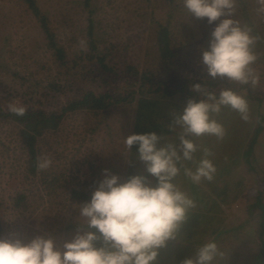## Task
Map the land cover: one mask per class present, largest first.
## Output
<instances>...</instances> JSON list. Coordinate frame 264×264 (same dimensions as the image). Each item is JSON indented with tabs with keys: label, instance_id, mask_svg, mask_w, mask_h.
<instances>
[{
	"label": "rangeland",
	"instance_id": "1",
	"mask_svg": "<svg viewBox=\"0 0 264 264\" xmlns=\"http://www.w3.org/2000/svg\"><path fill=\"white\" fill-rule=\"evenodd\" d=\"M37 2L65 50L68 64L60 66L41 23L22 0H0V104L5 111L12 103L26 109L56 111L69 97L89 89L135 95L133 101L108 110L67 113L58 129L37 138L34 163L23 125L0 118V238L30 240L35 235L50 234L60 247L79 229L88 230L79 219L78 207L88 200L75 198L73 191L91 196L106 169L121 182L129 179L132 147H127L125 137L134 131L139 100L167 102L170 106L163 113L170 119L189 98H203L200 93L194 95L195 84L205 83L202 88L206 90L211 82L217 95L223 88L244 95L250 118L242 120L229 107L214 114L226 135L223 139L207 134L191 137L197 151L192 161L183 164L194 167L208 149L217 165L212 180L215 185L231 181L237 186L242 182L239 199L224 210V225L208 238L215 239L224 252L219 264H264V14L258 13L257 0H236V17L260 37L254 46L257 60L253 67L260 74L255 86L208 75L201 53L219 20L209 24L207 18L191 16L182 0ZM163 28L170 33L172 51L166 58L159 50ZM103 56L111 72L104 73L98 62ZM132 68L151 81L135 77ZM52 82L59 88H52ZM172 128L177 133L174 143L178 144L181 129ZM44 155L52 159V165L38 170L37 160ZM187 181L193 183L189 178ZM207 182L195 183L203 188L196 195L189 193L197 210L198 206L209 208Z\"/></svg>",
	"mask_w": 264,
	"mask_h": 264
},
{
	"label": "clouds",
	"instance_id": "2",
	"mask_svg": "<svg viewBox=\"0 0 264 264\" xmlns=\"http://www.w3.org/2000/svg\"><path fill=\"white\" fill-rule=\"evenodd\" d=\"M182 2L191 16L207 18L209 24L219 20L201 53L208 75L257 85L260 74L253 67L257 60L254 46L260 37L236 17V0ZM257 2L258 13L264 14V0ZM194 89L203 98H189L171 125L181 129L178 144L162 143L161 135L155 131L125 137L128 148L138 145L139 159L145 162L147 173L156 178L155 185L143 175L121 182L118 175L108 174L106 169L90 200L78 205L79 219L88 230L79 229L60 247L50 234L35 235L30 240L0 238V264H155L159 249L177 238L196 207L195 200L176 181L181 169L193 183L212 181L217 173L208 149L194 167L184 166V161L193 160L198 147L191 137L207 134L223 139L226 129L214 114L225 107L235 110L244 121L250 118L248 100L240 92L223 88L217 95L204 90L200 83ZM9 111L24 115L26 107L12 103ZM51 165L47 155L36 163L38 170ZM97 241H101L99 246ZM223 256L219 243L207 239L196 245L195 256L184 259L182 264H219Z\"/></svg>",
	"mask_w": 264,
	"mask_h": 264
},
{
	"label": "trees",
	"instance_id": "3",
	"mask_svg": "<svg viewBox=\"0 0 264 264\" xmlns=\"http://www.w3.org/2000/svg\"><path fill=\"white\" fill-rule=\"evenodd\" d=\"M33 13L36 19L41 23V27L47 35L48 46L54 51L57 61L60 66H67L66 53L62 46H59L55 34L50 30L48 25V18L44 14L37 2V0H22ZM89 0H86V3ZM93 31V25L90 24L88 34L91 36ZM161 45L159 50L163 54L164 58L168 57L172 51L170 47V33L167 28H163L161 34ZM93 50L96 46L91 42ZM90 59L95 56H89ZM98 62L101 64L104 73L111 72L109 66L105 64V56L98 57ZM76 65V64H75ZM133 69V68H132ZM132 71V70H128ZM133 75L141 76L142 81H151L150 78L144 74H139L138 70L133 69ZM206 91L213 92L212 89L215 85L209 82ZM206 87L205 83H201ZM55 82H52V88H59ZM164 87V85L162 86ZM160 90L166 91L168 94H175L172 90L163 88ZM151 91V90H150ZM82 95L69 97L62 106L56 111L45 112L43 110L26 109L24 115H16L12 112L5 111L0 104V118L11 119L21 125H23L22 133L26 136L27 146L29 153L31 154V160L34 163L37 157L36 140L46 131H54L58 129L62 123L63 118L69 112H76L78 110H91L92 112H100L108 110L113 106L129 103L133 101L134 92H129L127 95L120 93L104 92L99 93L93 90L83 91ZM191 92L187 91L190 95ZM193 94V93H191ZM199 94L195 92L194 95ZM169 104L158 100H151L149 98H142L138 102V111L134 124L133 133H144L155 131L162 137L163 143H174L176 138V131L171 127L174 118L168 119V114L163 113L169 108ZM167 112V111H166ZM255 139V138H254ZM254 142V141H253ZM252 146V145H251ZM250 146L249 151L252 149ZM138 145H133L131 149V165L128 171V178L134 175L147 176L145 162L139 159ZM137 166L138 169H135ZM176 178V181L185 189L188 193L196 195L199 189L203 187L196 185L195 183H188L187 177L182 172ZM31 172H35L34 168ZM183 173V175H182ZM149 180L153 181V185L156 184V178L151 177ZM214 181H208L206 195L209 202V208L204 209L198 206L197 209H192L189 213V218L182 224L177 238L171 239L167 242L166 246L159 249L158 257L155 264H182L183 260L189 257H194L196 252V245L207 240L218 232V230L224 225L225 217L224 210L231 208L235 202L239 199L241 191L243 189L242 182H237V186L232 185L231 181H225L222 185H215ZM235 188V190H234ZM204 193V194H205ZM73 196L79 200H90L91 196L86 193L73 191ZM259 202V200H257ZM87 227V225H86ZM1 232V221H0ZM97 246L101 244V241H97Z\"/></svg>",
	"mask_w": 264,
	"mask_h": 264
}]
</instances>
